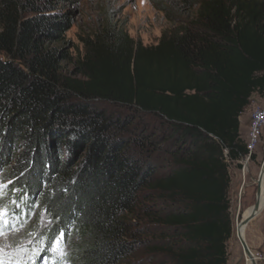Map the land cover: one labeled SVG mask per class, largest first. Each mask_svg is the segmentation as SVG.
Masks as SVG:
<instances>
[{"label": "trees", "instance_id": "16d2710c", "mask_svg": "<svg viewBox=\"0 0 264 264\" xmlns=\"http://www.w3.org/2000/svg\"><path fill=\"white\" fill-rule=\"evenodd\" d=\"M150 2L174 24L157 44L106 24L73 58L70 13L0 0L5 227L46 244L61 231L53 264H228L239 117L264 97V0H200L189 20L193 0Z\"/></svg>", "mask_w": 264, "mask_h": 264}, {"label": "rangeland", "instance_id": "374dc122", "mask_svg": "<svg viewBox=\"0 0 264 264\" xmlns=\"http://www.w3.org/2000/svg\"><path fill=\"white\" fill-rule=\"evenodd\" d=\"M50 5L55 7V10H60L70 13L73 23L69 30L66 32V41L72 44L70 52L73 58H77L79 53L82 52V44L80 39L82 37H93L99 33L104 25L111 24L116 28H122L127 34L135 41L141 42L143 45H155L158 43L160 36L165 30H170L174 27L171 20L165 18L163 12L155 9L150 0H46ZM165 1L166 4L173 3L178 0H158ZM194 4L182 8V18L190 19L196 13L198 8V1L193 0ZM170 3V5H172ZM178 7L180 6L177 5ZM62 72L69 77H78L73 74V65L71 62L62 63ZM110 107L109 105H104ZM112 110H120L119 108L111 107ZM121 111V110H120ZM263 131V130H262ZM262 134L260 142L255 151L260 155V162L264 156V140ZM256 156V155H255ZM255 159V158H254ZM252 159L253 164L259 168L261 163ZM241 161V159H239ZM249 159L244 172L248 170ZM241 163V162H240ZM242 172V163L241 168ZM6 182L0 179V217L6 213H15L13 210H8L11 206L10 203H17L14 198L11 201L6 199L9 196L5 195ZM255 184L246 188L244 199L240 202V207L245 210L251 205H246L247 201L254 200ZM6 204H9L6 205ZM35 209V205L31 206ZM17 208V207H16ZM238 208V207H237ZM239 209H237L238 211ZM236 211V212H237ZM17 213V211H16ZM237 213L231 215L233 220L232 236L228 242V264H247L242 246L237 234H235V217ZM33 216V215H32ZM4 218L1 219V221ZM13 219L17 221V218L13 216ZM254 221V220H253ZM43 224L48 226V220L42 219ZM252 223V222H251ZM254 223V222H253ZM16 225V224H15ZM13 223L7 229L5 225L0 228V264H34L38 261V264H53V257L48 254L53 251L59 255H62L58 248L62 250L64 254L67 250L65 243L63 242L62 233L59 231L57 236L51 237V243L46 244L43 240L39 242L38 234H35L26 238V234L19 230ZM251 225V224H250ZM261 228L264 230V221L261 223ZM248 227H246V230ZM19 230V231H18ZM264 243V241H263ZM263 243L260 248L250 250L255 253L256 250L263 251ZM52 257V258H51ZM248 260V259H247ZM62 264H70L65 261Z\"/></svg>", "mask_w": 264, "mask_h": 264}, {"label": "crops", "instance_id": "0c3cea01", "mask_svg": "<svg viewBox=\"0 0 264 264\" xmlns=\"http://www.w3.org/2000/svg\"><path fill=\"white\" fill-rule=\"evenodd\" d=\"M256 106H264V97H259L257 94H253L251 98V104L241 113L239 117V133L241 139L245 142L247 134H248V124H249V111ZM262 138L264 140V128L262 131ZM262 140V139H261ZM262 140V141H263ZM255 156V161L260 162V155L258 152L253 153ZM263 160V157L261 161ZM261 163V162H260ZM241 163L239 160L233 162L229 166L230 173V188L229 195L231 200V215L233 213H237V209H239L240 202L244 199V194L246 188L255 184V179L258 176L259 168H257L251 159L249 162L248 170L245 174H242ZM254 200L247 201L246 205H251ZM238 207V208H237ZM237 211V212H236ZM254 220V221H253ZM264 221V204L262 209L258 212V214L251 219L248 224L245 226L243 230L244 239L250 248H260L264 241V230H262L261 223ZM252 222V223H251ZM254 222V223H253ZM251 224V225H250ZM246 227L248 229L246 230Z\"/></svg>", "mask_w": 264, "mask_h": 264}, {"label": "built area", "instance_id": "2783aa9c", "mask_svg": "<svg viewBox=\"0 0 264 264\" xmlns=\"http://www.w3.org/2000/svg\"><path fill=\"white\" fill-rule=\"evenodd\" d=\"M263 128L264 106H256L249 111L248 134L245 140L247 153L242 156L240 161L242 163V172L245 170V167L250 159V155L259 145ZM252 254L258 264H264V249L261 252L256 250L255 253L252 252Z\"/></svg>", "mask_w": 264, "mask_h": 264}, {"label": "water", "instance_id": "95a60500", "mask_svg": "<svg viewBox=\"0 0 264 264\" xmlns=\"http://www.w3.org/2000/svg\"><path fill=\"white\" fill-rule=\"evenodd\" d=\"M263 174H264V159L261 163L260 170H259L258 176H257L256 181H255L254 201L251 205L250 212L248 213V215L246 217H243V210L241 208H239V210L236 214V217H235V221L240 222V225L238 227L239 241H240V244L242 246V250L244 252L246 262L248 259V260H250V264H258V263L256 262L255 258L253 257L252 251L248 247L245 239L241 235V229L243 227H245L248 224V222L251 219H253L263 207L264 199H262L263 194H262V189H261V182H262Z\"/></svg>", "mask_w": 264, "mask_h": 264}, {"label": "bare ground", "instance_id": "6f19581e", "mask_svg": "<svg viewBox=\"0 0 264 264\" xmlns=\"http://www.w3.org/2000/svg\"><path fill=\"white\" fill-rule=\"evenodd\" d=\"M263 159H264V156H263ZM263 161V160H262ZM262 163V162H261ZM242 174H245V172L243 171L242 172ZM256 180V179H255ZM261 189H262V196H263V198L262 199H264V174H263V177H262V182H261ZM250 209H251V206H249V207H247L245 210H243V217H246L247 215H248V213L250 212ZM239 225H240V222H238V221H235V234H237V238L239 239V237H238V227H239ZM244 228L245 227H243L242 229H241V235L243 236V230H244ZM243 238H244V236H243ZM247 264H250V260H247Z\"/></svg>", "mask_w": 264, "mask_h": 264}, {"label": "clouds", "instance_id": "9594fccd", "mask_svg": "<svg viewBox=\"0 0 264 264\" xmlns=\"http://www.w3.org/2000/svg\"><path fill=\"white\" fill-rule=\"evenodd\" d=\"M11 212H12V211H11ZM11 214H13V216H15V217H16V215H15L16 213H14V212H13V213H11ZM14 221H15V220H14ZM34 264H38V261H37V262H35Z\"/></svg>", "mask_w": 264, "mask_h": 264}, {"label": "snow or ice", "instance_id": "6c2138e0", "mask_svg": "<svg viewBox=\"0 0 264 264\" xmlns=\"http://www.w3.org/2000/svg\"><path fill=\"white\" fill-rule=\"evenodd\" d=\"M58 251H60V252H61V254H63L61 249H59V248H58Z\"/></svg>", "mask_w": 264, "mask_h": 264}]
</instances>
